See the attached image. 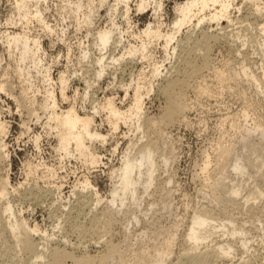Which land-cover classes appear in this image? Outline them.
<instances>
[{
    "label": "bare ground",
    "instance_id": "1",
    "mask_svg": "<svg viewBox=\"0 0 264 264\" xmlns=\"http://www.w3.org/2000/svg\"><path fill=\"white\" fill-rule=\"evenodd\" d=\"M61 1L62 5L58 7L62 18L70 19L75 27L86 30L87 34L85 38L88 43L80 42L78 47L79 54L75 63L78 69L74 70L73 74L64 70L56 78L52 77L51 64L44 63L45 60L42 58L46 51L41 39L38 35L32 34L33 24L42 27L48 35L54 34V30L44 17L46 9H42L41 6L47 0H16L19 18L6 23V27H17L19 24L23 30L20 33L0 31V72L8 70L11 67L10 60H13L16 65L15 73L23 83L22 92L19 94L21 96L14 98L16 106L22 109L29 107L30 113L37 122H41L43 128L54 134L56 151L61 160L74 159L88 169H94L102 163L99 149L108 143L109 133L104 135L100 131V124H97L96 118L103 117L100 119L110 127L111 134H114L122 124L128 127L137 139L129 141L120 157L119 166L111 169L109 178L112 185L106 198L99 195L88 177L79 180L73 186L69 197L75 198L77 205L70 207L71 210L67 213L70 221L75 220V216L86 214L84 211L87 207L92 212L93 209L90 207L95 205L96 212L90 219V224L93 226L89 229L93 235L100 236V239L112 232L119 223L118 218L121 215L128 226L133 221L139 222L129 208L138 205L140 188L147 193L157 182L158 179L154 174L158 162L167 167L175 159L173 151L169 157H158L154 147L143 140L148 138L147 135L153 128L172 123L176 117L185 116L189 108L185 94L190 87L188 81L197 79L202 75L203 70L210 67V42L222 38L217 33H210L212 25L221 27V23L227 22L226 28L221 27L223 38L226 37L228 40L226 38L224 40L233 45L238 44L235 45L238 47L237 54L242 57L238 61L239 68H231L232 70L229 71L233 82L228 89L231 92L241 91V100L245 106L240 123L232 120L231 129L235 138L227 140L225 146L219 144L215 169L211 172L210 162L207 161L203 172L207 174V188L210 189V199H208L212 203L228 205L235 209L241 208L247 211L250 218L261 222L258 217L264 214V116L258 113L259 109L264 107V0H184L176 4L175 16L170 23H165L163 19L165 0ZM148 10L153 12L154 21L148 23L144 29L132 30L133 12L145 14ZM100 11H105V18L109 20L106 26L98 22L102 18ZM119 18L122 19V23L118 21ZM194 24L196 28H201V34L190 47L204 50L201 65L195 61L192 50H186V45L177 41L183 29ZM125 26L126 29H123ZM159 41H163L167 56L172 51L171 55H176L178 58L175 76L172 74L164 76L163 83L155 86L156 81L164 75L162 74L164 64L153 63L149 72L143 69L137 75H131L130 84L121 86L126 97L130 98L127 107H118L115 99L111 97L106 98L101 104L95 105L93 102L90 105L93 106L87 109L86 101L92 100L94 88L105 76L109 75L115 80L119 73L126 72L135 61H150L153 58L150 48ZM72 51V47L68 46V61L71 59ZM7 55L9 61L5 59ZM246 55H252L253 60H256L249 61L251 57L248 58ZM215 72L224 88L227 72L219 69ZM72 75L84 84V88L81 92L78 88H74V96L71 97L68 96V90L73 88L70 87ZM37 77L40 78L41 86L35 85ZM244 84L252 88L253 96H248L247 91L243 89ZM5 88L6 85L0 83V91H5ZM199 90L207 96L212 94L206 86L200 87ZM155 92L162 94L169 104L165 120L159 123L152 121L145 111V100ZM66 104V107L63 106ZM8 129L7 123L0 120V246L1 243L4 246L0 248L2 261L7 259L10 261L9 264H14L16 260L13 262L10 256L14 254L13 252L15 254L19 252L24 254L31 264H67V262L124 264L126 260L124 253L112 241L105 242V250L97 257L88 254L77 255L75 249L69 251L67 249L69 241H60L59 244L51 246L49 252L47 251L46 247L50 249L49 244H51L48 234H42L37 225L31 226L27 219L18 216L10 200L12 190L16 192L18 189L12 187L9 174L4 172L9 158L5 142ZM161 133L164 136L163 131ZM141 134L142 136L139 137ZM223 139H225L224 135ZM38 140H40L39 136L35 138L36 144ZM115 150L116 148L113 151ZM27 167L28 176L36 170L30 165ZM47 170L53 177L56 176L53 170ZM245 178L250 182L252 180V185L248 183L249 188L246 186ZM37 190L31 189L23 196L38 200L55 191L61 194V186ZM84 192L87 194L85 195ZM239 198L243 201L242 204ZM68 203L70 205V202ZM102 204L104 206L98 211V207ZM260 204L262 205L259 206ZM214 215L205 208L193 214L183 235L185 252L178 257L177 264H215L218 259H232L234 246L230 241L225 243L212 240L218 233L232 239L239 237L243 240L241 244L243 250L248 251L249 241L246 237L250 230L246 226L235 225V221L230 218L218 224L220 220ZM252 223L254 224L253 221ZM178 231L176 227L167 233L166 238L162 235L158 236V241L150 247L138 246L131 257L133 264H166L173 255V245L177 240ZM146 235L147 233L143 232V236ZM37 239L42 243H38ZM208 242L212 245L214 243L215 246L210 247ZM204 246L210 249L201 252ZM251 261L241 260L238 264H254Z\"/></svg>",
    "mask_w": 264,
    "mask_h": 264
},
{
    "label": "rangeland",
    "instance_id": "2",
    "mask_svg": "<svg viewBox=\"0 0 264 264\" xmlns=\"http://www.w3.org/2000/svg\"><path fill=\"white\" fill-rule=\"evenodd\" d=\"M183 1H164L165 11L163 19L165 23H170L174 19L175 6ZM31 5L34 6V4ZM58 5H62L61 0H47L46 3L41 5L43 6L42 9H46L44 17H46L48 24L54 30V34H51L52 36L48 35L39 25H31L32 34L40 37L44 51L47 52L42 58L45 60L44 63L51 64V75L54 78L64 70H68L70 74H73L74 70L78 69L75 65L76 57L79 54L78 47L80 42L87 41L85 38L87 35L86 30H79L70 19L62 18L59 14L60 7ZM19 14L16 0H0V31L20 33L23 29L19 24L17 27H6V23H9V21L18 20ZM100 17L102 18L99 19V24L106 26L109 20L105 18V11H100ZM131 18L133 22L132 30L135 31L144 29L148 23L154 21L153 12H149V10L145 14H138L134 11ZM118 21L122 23V19L119 18ZM227 25V22L221 23L222 28H226ZM194 27L195 24L194 26L185 27L178 36L177 41L184 43L186 50H192L196 58L195 61L201 65L204 50L200 48L191 49L190 47L191 43L193 41L196 42L195 40L199 39L201 34V28ZM221 27H217L214 24L210 30V33L214 32L219 34L220 38L222 37L210 42V67L203 70L202 75L199 76L200 78L188 81L190 87L185 91V94L189 108L185 116L183 118L176 117L172 123L161 124L159 127L153 128L147 135L148 138L143 140V142L148 141L154 147L158 157H169L173 151L175 155L174 162L167 167L158 162L157 170L154 174L158 179L156 180L157 182H154L155 184L147 193L140 188V200L137 203L139 206L134 205L129 208L134 212L139 222L133 221L128 226L121 215L119 218L117 217L119 223L115 225L112 232L103 236L102 239H100V236L93 235V232L89 229L93 226L90 224V219L96 212L94 210L95 205L90 207L93 209L92 212L87 207L88 210L85 209L84 211L86 214H81L79 217L75 216L73 221H70V218L67 217V213L74 207L73 205H77L75 198L69 197V192L79 180L82 181L85 177H88L99 195L102 198H106L112 185L109 173L112 168L119 166L120 157L126 150L129 141L132 139L137 140L134 134L122 124L114 134H111L110 127L105 122H102L103 117H98L96 121L97 124H100V131L104 135L109 133L107 137L108 143H105L99 149L102 163L94 169H88V167H85L77 160H61L59 153L56 151L57 144L54 134L50 130L43 128L41 122H37V119L30 113L29 107L22 109L16 106L14 98L21 96L19 94L22 92L21 85L23 83L19 75L15 73V61L10 60L11 67L6 71L0 72V83L3 82L6 85L5 91H0V120L5 121L7 129L9 128L7 130L8 134H6L7 137H5L9 158L6 164V171L4 172L9 174L12 187L18 189L16 192L12 190L10 200L18 216L21 215L27 219L31 226L37 225L42 234H48L49 243H51L49 244L50 249L46 247L48 252L53 245L59 244L60 241H69V245L67 244L69 251L75 249L77 255L88 254L91 257H97L101 256V253L105 250V242L112 241L124 253L126 258L124 264H133V258L131 257L138 246L150 247L158 241V236L162 235L163 238H166L168 236L167 233L177 227L179 231L177 240L173 245V255L166 262V264H177L178 257L185 252L182 243L183 235L190 224L191 218L196 211L205 208L212 212L213 215L215 214L214 216H217L216 218L220 220L218 224L230 218L235 221V225L246 226L250 230V232L248 230L249 233L246 237L247 241H249L248 251L243 250L241 246L243 240L239 237L232 239L222 236L221 233L216 234L212 240L225 243L230 241L234 246V250L232 259H218L219 262L217 260L215 264H238V262L241 263V260L246 262L252 260L251 262L254 264H264V214L258 217L261 222H257L248 216L246 210L212 203L209 200L210 189L207 188V174L203 172L207 161L210 162V171L212 172L215 169L218 162L219 144L222 143L225 146V142H228L227 140L230 141L232 137L235 138L231 124L233 121L240 123L242 110L245 106L243 100H241V91L231 92L228 89V86L233 82L229 71L232 70L231 68H239L238 61L242 57L237 54L236 49L238 47L236 46L238 44L229 43L226 37L227 40H224V33L221 31ZM123 29H126V26ZM227 31H230V29H227ZM61 37L64 39H61ZM126 41L127 36L125 43ZM162 42L159 41L150 48L153 57L152 61H135L126 72L123 74L119 73L115 80L109 75L105 76L99 82V85L94 88L92 100L86 101L87 109L93 106H90L93 102L95 105L101 104L106 98L111 97L115 99L118 107H127L130 103V98L126 97L125 91L121 86L130 84L131 75H137L143 69L149 72L157 62L160 63L159 65L164 64V68H162V74L164 75L156 81L155 86L162 84L165 77L169 76V74L175 76V67L179 63L178 58L176 55V58L171 55L172 51L167 56ZM68 46L72 47L73 50L69 61L67 59ZM251 56L249 55L248 58ZM252 57L249 58V61L251 59V61L256 60H253ZM5 59L9 61L8 55L5 56ZM217 69L227 72L226 86L224 88H222L220 80L216 77L215 71ZM35 79H38L35 80V85L41 86L40 78L37 77ZM71 80L70 87L73 88L68 90V96L72 97V95L74 96V88H78L81 92L84 84L73 75ZM205 86L212 91L211 96L200 92L199 88ZM245 86L246 84H244L243 89L247 91L248 96H253L252 88H249L248 85ZM63 106L66 107L67 104ZM168 106L167 99L162 94H158V92L153 93L150 98L145 100L147 116L157 123L165 120ZM258 114L264 116V107L259 109ZM161 131H163L164 136ZM223 135L225 139H223ZM38 136L40 140L36 144L35 138ZM27 165H30L31 168H36L32 175L28 176ZM47 169L53 170L56 176L53 177L51 173L49 174ZM249 182L247 180L246 186L248 188L250 186L248 185ZM251 182L249 184L252 185ZM56 186H61V194L55 191L47 197L38 200L34 197V199L32 197H28V199L23 196L25 192H29L31 189H38L37 191H39ZM84 194L86 195L87 193L84 192ZM239 201L241 203V198H239ZM68 202H70V205ZM103 206L104 204L99 206L97 210L101 211ZM143 232L147 233V235L143 236ZM37 242L42 243L39 240ZM209 244L211 246L208 245V247L215 246L214 243L213 245L211 242ZM2 246L3 244L1 243L0 248L4 247ZM201 249V252H205L210 248L206 249V246H204ZM13 253L10 256L11 259H9L12 261L16 260V262L13 261L14 264H31L24 254ZM6 260L2 261V258H0V264H9L10 261L7 260V262ZM67 264H71V262H67Z\"/></svg>",
    "mask_w": 264,
    "mask_h": 264
}]
</instances>
